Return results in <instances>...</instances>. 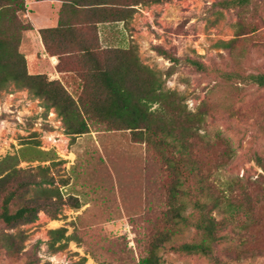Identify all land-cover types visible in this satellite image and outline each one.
<instances>
[{"label":"rangeland","instance_id":"rangeland-1","mask_svg":"<svg viewBox=\"0 0 264 264\" xmlns=\"http://www.w3.org/2000/svg\"><path fill=\"white\" fill-rule=\"evenodd\" d=\"M220 1L141 0L132 10L122 9L123 21L103 24L96 35L85 31L81 37L90 44L100 38L102 49L133 51L142 65L160 74L163 90L177 93L191 112L209 100L215 116L198 131L209 142L201 153H227L229 171L219 170V179L248 178L264 195V171L253 160L254 154L264 157V87L238 84L234 96L232 88L196 72L186 61L264 75V0L241 11L223 9ZM157 48L178 63L172 64ZM75 56L62 57L58 69L69 71L59 82L76 100L85 69ZM171 66L174 72L168 75ZM28 144H39L53 161H22L17 168L31 174L37 166L47 167L52 187L64 201L77 198L80 208L66 203L56 219L40 212L34 223L11 229L0 223V233L24 237L14 256L0 249V264H139L136 231L146 225V199L150 194L161 199L160 185L168 181L156 153L134 142L128 130L90 125L85 134L68 135L53 108L47 110L26 90L11 86L0 93V160ZM262 209L264 213V200ZM58 228L66 230L65 236H75L61 249L49 245V231ZM257 243L264 246V236ZM159 255L161 264H208L173 252ZM230 264H264V254Z\"/></svg>","mask_w":264,"mask_h":264},{"label":"trees","instance_id":"trees-1","mask_svg":"<svg viewBox=\"0 0 264 264\" xmlns=\"http://www.w3.org/2000/svg\"><path fill=\"white\" fill-rule=\"evenodd\" d=\"M63 1L77 12L80 22L56 31L73 42L67 49L71 51L63 53H69L68 58L77 55L85 69L82 93L75 100L59 81L28 74L20 52L23 33L31 29L22 19L25 0H0V93L11 86L26 90L47 110L56 111L68 135L85 134L90 125L128 130L134 142H143L156 153L168 181L160 185L161 199H153V194L146 199V225L136 231L141 247L139 264H161L160 251L197 257L208 264H230L232 260L263 255L264 246L257 242L264 236V195L255 186L257 182L238 177L221 181L218 171H229L224 158L227 153L220 157L201 153L208 150L209 142L198 131L215 116L211 102L206 99L191 112L177 93L163 90L160 74L142 65L133 51L102 49L97 38L90 44L81 37L85 31L96 35L99 24L123 21L122 9L132 10L141 0ZM255 1L222 0L218 5L241 11ZM47 32L41 31L43 40ZM45 47L49 51L46 43ZM157 52L172 64L178 63L165 50L157 48ZM61 59L59 54V65ZM186 61L196 72L213 75L219 84L232 88L234 96L238 84L264 87L261 73L241 74L193 59ZM173 72L171 66L167 74ZM253 160L264 171V157L254 154ZM22 161L46 162L53 158L50 152L40 150L39 144H28L18 154L0 160V223L11 229L34 223L40 212L56 219L66 203L80 208L77 198L64 201L59 189L52 187V178L45 174L47 167L37 166L28 174L17 168ZM188 232L189 239L185 240ZM65 234L64 228L50 230V247L61 249L75 239ZM23 239L1 232L0 249L14 256L21 251Z\"/></svg>","mask_w":264,"mask_h":264},{"label":"crops","instance_id":"crops-1","mask_svg":"<svg viewBox=\"0 0 264 264\" xmlns=\"http://www.w3.org/2000/svg\"><path fill=\"white\" fill-rule=\"evenodd\" d=\"M22 18L31 26L30 30L23 33L20 44L28 74L45 75L49 80L62 83V77L69 74V71L58 69L59 54L67 57L69 53L63 52L71 51L67 49L73 42L56 30L77 26L80 22L77 12L63 0H25ZM102 25L99 24L98 28L101 29ZM41 31H49L44 35L49 51L46 50ZM98 41L102 43L100 38Z\"/></svg>","mask_w":264,"mask_h":264}]
</instances>
